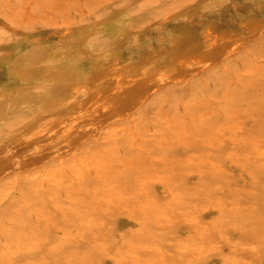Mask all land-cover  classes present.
Returning a JSON list of instances; mask_svg holds the SVG:
<instances>
[{
	"label": "rangeland",
	"instance_id": "rangeland-1",
	"mask_svg": "<svg viewBox=\"0 0 264 264\" xmlns=\"http://www.w3.org/2000/svg\"><path fill=\"white\" fill-rule=\"evenodd\" d=\"M233 1L237 2L233 3ZM232 6L234 7L232 8ZM25 13L27 14L25 15ZM189 21L190 23L188 24ZM247 21L252 22H248L250 24L249 25ZM108 22L116 23V26H118L119 29L121 28L127 30L130 33L128 36L129 38H125V42H123L122 46L119 47V50L124 47V49H122V54L124 56L120 60V64L117 67H120L119 69L124 71V73L127 72L126 69L130 68V66H124L126 63H128V65H133L129 62H131V60L135 61V66L140 68L138 65L140 64L139 62H141V59L142 61L144 60L142 62L144 67L151 68L155 73L161 72L163 67L171 64V61L167 58H169L168 52L173 54L175 51L172 44L173 40H176L177 42H183V38H179L177 35L179 34L180 30L187 27H190L191 30L193 29L195 37L198 40L195 51H203L205 54H207V56L204 59L189 57L183 65L173 70L167 75V77L162 79L159 77H153L152 79H149L143 74L142 68L137 69L135 72L137 78L128 80V87H126V85L124 86L126 79H124L122 76L123 72L116 74L113 67L109 66L111 64L107 63L102 66L104 77L107 79L114 76L117 77L115 79L116 81H114L112 85L101 88L99 86L100 83H97V81L93 82V65L92 59L90 57L86 56L85 54L83 56L82 54H76L73 57L67 59L64 57V55L65 52L70 50V42H68V40H75V38L68 33L69 26L76 27L79 26L78 24L82 26L83 23H87V26L90 29L95 30V39L99 40L101 44L99 48L103 49L107 46L109 39L108 34L105 33L102 27L103 24ZM195 23H199L200 25H196ZM253 23L259 24L254 30L251 28V24ZM244 25H248L247 27L249 28ZM162 26L163 28L165 27V29H163ZM160 27L162 29H160ZM208 28L210 29L209 32L211 31L210 33L208 32ZM224 33H226L225 35H231L230 38H232L229 39V42L228 40H224ZM215 34L217 37L222 35V37H220L219 43H216V40L215 42L212 40L214 38L216 39L217 37L211 38V35L213 37ZM14 35L16 36L13 37ZM234 35H238V37L233 38ZM136 36H138V39H136ZM205 36L208 38L210 37V39L208 40V38ZM4 37L6 39H4ZM10 37V40L12 41L19 39L16 42H13L16 45L17 50L31 53L33 55L42 47H44L45 50L49 52V54L46 55L42 60L45 65L51 64L55 61L50 55L52 54L57 58L58 61L66 62L70 67L66 72L65 69L68 67L67 64H60L62 67L59 69L60 71H58L57 76H59V74L66 75L67 73L66 78L64 75V77L53 79V81L47 79L48 77H46L47 75L45 72V67L43 66L41 73H39L34 80L29 82L15 81L11 79L9 74L8 47H0V141L1 143L10 144L9 142H11V140L12 142L14 141L12 138L13 134H16L18 131H25V129L28 131L24 133H30L32 136L30 137L29 134H24L26 138L28 137L26 139L22 135L23 133H20V135L17 133L18 137L22 138L23 136L24 139L22 138L23 140L21 139V142L18 143L16 142L18 140L20 141V139H16L17 141L14 142V144L12 143L13 146L10 145V152L7 151L9 153H11V151L15 149L18 144L21 146L26 140L28 141L25 143L28 144L29 142V147L32 144V151H30V148H27L28 146L25 147V143L22 145V147L17 146L19 148L18 150L21 148L22 150H26H17L20 152L17 154V156H19V161L25 162L27 160L26 163H28V168L25 167V171L23 169L20 170L14 168V172L19 170L18 172L21 171L26 172L27 174L29 173L30 177H40L42 172L49 168V164L56 163V165L52 166L55 167L58 165V168H63L66 165L63 164V162L67 163L66 159H68V157L72 156L73 153H75L74 155H79L80 151L83 149H90L91 151H94L99 148H111V146L116 144H118V146L121 145L119 146L120 148L117 150V152L115 151L117 154V160H119L120 164L116 163L117 165L115 164V167H113V170H118L119 172L115 174V176L111 175L113 177H110L108 181L112 183L107 182V184L110 183L112 186H117L118 191L120 189L118 193L125 198H128L131 205L137 201H144V198L138 195L137 191H139L141 185L145 182L146 184H150L153 190V195L154 197L156 196L155 198L158 201L161 200V202H164L166 200V197L169 195V191L167 189L168 187L167 185L161 186L156 184L157 179L155 176L157 174L165 176L167 178L166 181H171L172 183L174 180L177 182L185 180L189 188L185 186L179 187V185L173 189L176 195L183 194L187 196V194L190 195L189 193H191L196 196L195 201L204 202L207 199L206 194H211L213 198L219 196L217 199L219 198L221 200L223 206V208L222 206L219 207L220 210H212L210 214H201L198 217L199 223L202 226L205 225V227L209 228L207 229V235H201L202 238H200V233H196L197 231H195V229L197 230L198 227L195 228L190 226L186 216L178 215V219L176 220L177 225L175 226V229H178V231L180 230L179 232L177 230L175 231L177 236L187 237L192 235L194 240L198 241L205 251L211 252L207 254L209 259L203 260L202 264H219L222 263L221 259L228 257L230 259H238L239 264H243V262L241 263L240 261L242 258H244L243 260L250 261L253 264H264V155H261L259 152L261 148L264 150V0H0V43L9 40ZM31 40L32 42H30ZM223 40L226 44H222ZM127 43L129 45L128 47L126 46L128 50L125 49V45ZM35 46L37 49H35ZM149 46L151 48H149ZM60 48L62 50H66L62 52ZM103 50H106V48ZM98 55L99 53H97V57ZM71 66H75V70ZM77 69L79 72H76ZM251 72H253V75ZM88 74L89 76L91 75L93 79L90 80V77L87 76ZM88 77L89 79H87ZM88 80L92 82H89ZM249 80H251V82ZM46 82L48 83L45 84ZM116 82L118 85H116ZM35 87L37 89H35ZM101 89H107L106 92L109 93V103H106L103 94L99 93L101 92ZM89 96L94 99L93 103L95 105H93L96 108L95 110L93 109L94 113L92 112L90 115L87 114L89 111L86 109L88 108H82V99L84 97L88 99ZM125 96L130 97L126 98ZM80 99L81 102H79ZM79 103L82 105H78ZM108 105H113L112 110L114 113L111 115L105 114L102 110H100L103 108V106ZM175 105H178L179 108L181 107L178 110V113L177 108L174 107ZM184 106H192V109L194 110L192 113L193 120L190 119L191 121H187L182 117L184 116ZM98 109L99 111L97 113L96 110ZM161 109H163L165 113L168 112L169 114H179L181 119L169 123L165 115L161 113ZM81 110L82 112L86 113H84V118L91 116L89 118L92 121L96 117L94 120L96 123L98 122V124L93 122L90 128V133L88 132L87 135L86 133H82L83 128L86 127L87 129L85 120L83 121L85 127H82V121L80 118H78V116H80L78 114H83ZM70 111V114L72 115L76 113L75 117L77 118L73 117L74 120L77 119V121H75V124L77 125H74L75 128H72L74 120L72 119V115L69 114ZM240 113H242L244 116ZM61 114H63L65 117L68 115V118H70L68 119L67 117L65 118L63 116L61 119L63 121L61 122L59 117ZM201 114H203V116ZM41 116L48 118V121L46 122V118H42ZM19 117L23 118H21L22 121H19ZM39 118L41 119V122L39 121L37 125L36 122H38L37 120H40ZM53 119H55V124ZM64 120L68 122L65 123ZM16 121L18 122L16 123ZM42 121L44 122L43 126H41L43 123ZM63 122L65 124L69 123L68 125H72L70 126V130L69 126L66 125V127ZM7 123H10L8 124L9 126H13L11 128L12 130H10L11 126H7ZM15 123L17 125H15ZM25 123L28 125V127L27 125L25 126L26 128L24 127ZM49 123L51 126H53L51 127ZM62 123L64 126H62ZM131 124L137 126V129H134V127L131 128L130 126H134ZM168 124L170 125L169 127ZM180 124H183L184 128L189 130L186 131L187 133L189 132V135L182 132L184 130L183 126H180ZM193 125L196 127L194 128ZM237 125H240L241 127H237ZM31 126L35 128L32 129ZM55 126L60 128L57 127V130ZM61 127H63V129L65 127L66 129L68 128L67 131L64 129L66 133H69V131L74 129L75 132L72 131V133H69V137H65L68 139L66 140L62 138L65 136L63 135L65 134L63 133L65 131L63 130V132H59V129L62 130ZM53 128H55L58 132H56ZM157 128H159L161 131H159ZM208 128H212V133H210ZM3 129L5 131H3ZM173 129H177V131ZM51 130L53 133V136H51L54 140H59L61 138L60 141L56 140V144L54 143L55 141H53V139L47 141L51 134ZM135 130H137L136 132L138 134L135 132ZM54 132H56L57 136H55ZM91 132L95 134L93 135ZM35 133L37 134L35 135ZM58 133L62 135L60 136ZM39 134L41 135L38 138H41V141H44V143H40V140L38 139L40 146L43 149L39 148L38 140L35 139ZM84 134L87 137L84 136ZM88 134H91L92 136L89 137ZM115 134L117 136V142L115 141V137H113ZM123 134L124 136L127 134V136H125L126 138L123 137ZM129 134L135 135L130 136ZM231 134H234V138H238L235 139L234 144H231L232 142L229 139V137L233 136ZM6 135H9V137ZM142 135H144V138ZM51 136L49 139H51ZM147 136L150 137L148 138ZM78 137H82L81 139H83L80 143L79 141L81 139L79 140ZM3 138H7L8 140H4ZM30 138L32 140H30ZM213 138L215 139L213 140ZM108 139H110V142ZM140 139H142V142H140ZM61 140L71 146V148ZM76 140H78V142ZM86 140L87 142L89 140L88 144H86ZM46 141L48 143H46ZM50 141L54 144L49 143ZM214 141L218 143V147H215L216 143H214ZM82 142L83 145L81 144ZM42 143L44 145H42ZM63 143L64 145H61ZM196 143L197 146L195 145ZM8 144H2L0 147L3 148L4 146V149H6ZM211 144L213 146H211ZM235 144L236 147H234ZM59 145L60 151H58ZM35 146L38 148H35ZM85 146L86 148H84ZM198 146H200V148ZM130 147L134 148V152H132L133 150ZM232 147H234L236 151ZM51 148L52 151L55 148H57V150L55 149L52 153V151H50ZM62 148H64V150ZM65 148L69 150L66 151ZM33 151L34 153H31ZM13 152L14 151H12V154ZM16 152L14 157H16ZM56 153L58 156L53 155ZM211 153L214 154L211 157H208L211 155ZM147 155L149 158L145 157ZM193 156H200L201 158L204 157L206 161L209 160L214 162L216 165H219V167L214 168L211 167V165H206L204 168V173H206L205 177H191L188 174L190 172L197 171V169L191 168V161H188L187 159L190 160V158ZM17 159L18 157L13 159L15 160L14 163L17 162ZM125 161H131V167H125ZM146 163L149 165L147 166ZM52 166H50V168ZM27 169H30L29 172ZM151 169L152 171H150ZM32 171L35 173L33 174ZM40 171L42 172L40 173ZM145 175L148 176L145 177ZM150 176H152V181L149 182ZM87 177V180H82L84 183L80 180V186L83 184L85 185L83 186L86 189L85 196L87 194L86 197L88 200L90 199L93 201L95 196L94 194V197L92 196L93 189L91 190V188L99 184L98 175L92 171ZM143 178L145 179L143 180ZM90 179L95 180L91 181ZM124 181L127 182L125 183ZM203 182L209 183L203 185ZM67 183L70 184L71 181L68 179ZM252 184L255 187H253ZM204 186H207L208 188H205ZM216 186H221L223 190L220 189L218 191H214ZM203 188H205V190L207 189L208 191L205 192ZM195 191L196 194H194ZM62 193H60L62 197L61 199L63 200L61 201L65 203L68 201L66 198L67 194L64 192L63 196ZM31 195L33 194L29 193V196ZM131 196L133 199H131ZM115 199L116 197L112 199L113 206L115 205V214L112 217L108 214V211L106 210L107 207L103 202L98 206L92 204L89 200L86 202L87 204L85 203L83 207L80 206L78 209L81 213L86 214L88 212L87 214H89V216H93L97 220L108 223L109 230L107 235L109 236L111 243L115 246H118L116 242V231H119V233H123L124 235H131L136 231L135 228L137 225H129V227H123L120 228V230H117V228H119L121 225V219L118 217L123 216L122 208L125 207V204L123 205V201H119L117 199V202ZM6 206H8V209ZM100 206H103L102 208L105 211L102 210ZM121 206L123 207L121 208ZM15 209L16 208L14 204H7L3 206V208H0V212L2 211L5 213L4 215H7L6 213L10 215L14 214ZM4 210H6V212ZM96 210H98L99 214ZM3 213L1 214L3 215ZM58 215L59 214L53 210L52 217L56 218ZM31 220V222L36 223L35 218ZM73 221V224L68 229L79 231L78 222L76 220ZM207 224H211V227H209L210 225ZM216 225H221V228H214ZM66 226L68 225L64 224V227ZM112 228L113 230H111ZM252 228H254L256 235L253 232L251 233ZM114 232H116V234ZM50 236L52 244H60L65 241L60 239L61 237L58 236L56 232ZM201 239L202 241H200ZM87 240L92 245V236L88 235ZM234 240L235 243L233 244ZM229 241L233 245L230 244ZM1 245L3 246L4 242L1 243ZM83 246L84 245H81V247ZM215 246L217 249H214ZM218 246L220 248H218ZM250 247L253 248V250L249 249ZM68 248L69 247H66L65 250H68ZM218 249H220L219 252L217 251ZM44 252H46V250H44ZM42 254L43 252H39L36 254V257L39 258Z\"/></svg>",
	"mask_w": 264,
	"mask_h": 264
},
{
	"label": "bare ground",
	"instance_id": "bare-ground-1",
	"mask_svg": "<svg viewBox=\"0 0 264 264\" xmlns=\"http://www.w3.org/2000/svg\"><path fill=\"white\" fill-rule=\"evenodd\" d=\"M229 1H231V0H229ZM245 1H247V0H245ZM234 2H237V1H233V3ZM226 3H227V1H226ZM251 6H253V5H251ZM233 7L234 6H232V8ZM240 7H242V6H240ZM227 11H229V10H227ZM221 12H223V11H221ZM245 13H246V11H245ZM245 13H243V14H245ZM26 14L27 13H25V15ZM248 22L249 21H247V23ZM251 22H249V23H251ZM189 23H190V21L188 22V24ZM78 25L79 26H76V27L75 26H69L68 33L70 35H72L75 38V40L74 41L73 40H68V42H70V50L65 52L64 57H66L68 59V58L73 57L76 54H82V56L85 54L86 56L90 57L92 59V65H93L92 69H93V78L94 79L91 77V75L89 76V74L87 76L90 77V80L93 79L94 80L93 82L97 81V83H100L99 86L101 88L102 87H106L108 85H112L113 82L116 81L115 79L117 77V76H114V77H111V78H108V79L104 77L102 66L107 64V63L111 64L109 66L113 67V69L115 70L116 74H120V72H123L122 76H123L124 79H126V82H125L124 86L126 85V87H128L129 86V82H127V81L130 80V79L133 80V79L137 78V76L135 74L137 69L142 68L143 69V71H142L143 74L145 75V77H148L149 79H152L153 77H159V78L162 79V78L167 77V75L169 73H171L173 70H175V69L179 68L181 65H183L185 63V61H187V59L189 57H191V58L195 57V58H198V59H204L207 56V54H205V52H203V51H200V52L195 51L196 47H197L198 40L195 37L193 29L191 30L190 27L189 28L187 27V28H184V29L180 30L179 34L177 35V37L183 38V42H177L176 40H173L172 44H173V48H174L175 51H174L173 54L168 52L169 58H167L168 60L171 61V64L166 65V67H163L161 72L155 73L151 68L144 67V64H142V62L144 60L142 61V59H141V62H139L140 63L139 65L136 63L138 66H140V68L135 66V64H134L135 61L131 60V62H129V63H132L133 65H130V64L128 65V63H126L124 66H126V67L130 66V68L126 69L127 72L124 73V71H121L119 69L120 67H117L120 64V60L124 56L122 54V51H123L122 49H124V47L122 49L120 48L121 50H119V47L122 46L123 42H125L124 39L127 38L130 35V33L127 30H124V29H121V28L119 29L118 26H116V23L108 22V23L103 24L102 29L105 31V33L108 34V39H109V41L107 43V46L105 47L106 50H103L105 48H103V49L99 48V46H101V44H100L99 40L95 39V32H94L95 30L94 29H90L87 26L88 25L87 23H85V24L83 23L82 26H80V24H78ZM196 25H200V24L198 23ZM257 25H259V24H256V23L251 24L252 30H254L257 27ZM163 26H162V28H163ZM244 26H246V25H244ZM162 28L160 27V29H162ZM247 28H249V27H247ZM163 29H165V27ZM209 30L210 29L208 28V32H209ZM248 31H249V29H248ZM231 33H232V31H231ZM225 34L226 33H224V35ZM16 35H14L13 37H15ZM50 36H51V34H50ZM230 36L229 35H225L223 38H224L225 41L228 40V42H229L230 41L229 39L232 38V37L230 38ZM205 37L208 38L207 36H205ZM214 37H217L216 34L213 37L211 35V38H214ZM218 37L216 39L214 38L212 40H214V42L216 40V43H219L220 37H222V35L218 36ZM234 37H238V35L237 36L234 35L233 38ZM18 38H19V36H18ZM38 38H39V36H38ZM149 38H151V37H149ZM161 38H162V36H161ZM4 39H6V38L4 37ZM10 39H11V37L9 38V40ZM136 39H138V36H136ZM209 39H210V37L208 38V40ZM9 40H6L5 42L0 43V47H8V51H9V53H8L9 74H10L11 79H13L15 81H22V82L32 81V80L35 79V77L39 73H41V69H42L43 66L45 67V72H46V75H47L46 77H48L47 79H50V80L53 81V79L64 77L65 74L64 75H62V74L60 75L59 74V76H57V74H58V71H60L59 69L62 67L60 64H65L66 65L67 63L64 62V61H58L57 58L54 55L50 54L55 61L52 62L51 64L45 65V63L42 60L45 58L46 55L49 54V52H47L44 47H42L38 52H36V53L34 52L35 54L33 55L31 53H27V52H23V51L17 50L16 45L13 42H16L19 39H16V41H12V40L9 41ZM168 40H170V39H168ZM224 40H223V43L221 42L222 44H226V43H224L225 42ZM204 41H205V38H204ZM30 42H32V40ZM129 43H130V41H129ZM142 45H144V44H142ZM126 46L127 47L129 46L128 43L125 45V49L128 50V48ZM139 47H141V46H139ZM149 48H151V47L149 46ZM35 49H37L36 46H35ZM135 49H137V48H135ZM65 50H62V52H64ZM150 50H152V49H150ZM52 51H54V50H52ZM97 53H99L98 57H97ZM6 55H4V56H6ZM61 55H63V54H61ZM139 56H140V54H139ZM167 59H165V60H167ZM67 66H68V64H67ZM71 67H73V66H71ZM126 67H124V68H126ZM69 68L70 67L68 66L65 69L66 72H67V70H69ZM73 69L75 70V66L73 67ZM76 72H79L78 69L76 70ZM252 73L253 72H251V74ZM66 76H67V73L65 75V78H66ZM263 76H264V74H263ZM89 77L87 79H89ZM254 78H256V77H254ZM256 79H258V78H256ZM90 80H88V81L92 82ZM249 81L251 82V80H249ZM48 82H49V80H48ZM48 82H46L45 84H47ZM50 83H53V82H50ZM116 85H118L117 82H116ZM46 87H48V86H46ZM35 89H37V88L35 87ZM45 89H47V88H45ZM41 90H42V88H41ZM106 91H107V89H101V92H99V93L100 94L102 93L106 103H109V93L106 92ZM125 97L129 98L130 96H125ZM82 100H83L82 101L83 102L82 108H88V109H86V110L89 111V112L87 111L88 112L87 114L90 115L93 112V109L94 110L96 109L95 106H94L95 104L93 103L94 99H92V97L89 96L88 99L84 97ZM79 102H81V99L79 100ZM78 105L81 106L82 104L79 103ZM78 107H77V109H78ZM112 107H113V105L103 106V108L100 107L101 108L100 110H102L105 114H108V115L110 114L111 115L112 113H114L113 110H112ZM174 107L177 108V113H178V110L181 107L179 108L178 105H175ZM183 110H184V116H182V117L185 118L187 121H191L190 119L193 118L192 113L194 112V110L192 109V106H184ZM71 111L69 112V114L71 113ZM96 111L98 113L99 109L96 110ZM160 111H161L162 114L165 115V117L169 121V123H172L173 121H177V120L181 119V116L179 114H176V113L169 114L168 112L165 113L163 109H161ZM81 112H82V110H81ZM82 113L83 114H81V113L78 114V115H80V116H78V118H80L81 121H82V123H81L82 127H85L84 124H83V121L85 120V122H86L85 125L87 126V129H86V127L83 128V129H82L81 126L80 127L83 130L82 133H86V135H87L88 132L90 133V128H91V125L93 124V122L96 123V121L94 120L96 117L91 121V119L89 118L91 116H88V117L84 118V115L86 113L85 112H82ZM18 114H19V112H18ZM75 114H73V115L70 114V115H72V119L73 120H74L73 117H75ZM240 114H242V113H240ZM61 115H59L60 120L64 116L63 114H61ZM201 115L203 116V114H201ZM20 116H22V115H20ZM205 116H207V115H205ZM66 117L68 118V115ZM19 118H20L19 121H22L21 120L22 117H19ZM42 118H46V117L44 116ZM65 118H63V119H65ZM75 118H77V117H75ZM240 118H241V116H240ZM72 119H70V120H72ZM16 120H18V119H16ZM54 120L55 119H53V122H54ZM210 120H211V118H210ZM237 120H238V118H237ZM37 121L38 122H36V123L38 125L39 121L41 122V119L37 120ZM47 121H48V118H46V122ZM62 121L63 120H61V122ZM75 121H77V119L74 120L73 126L72 125H68L69 123L65 124L66 122H68V121H65V120H64L65 123L64 122L63 123L65 124V126L68 125L69 126V130H70V128H71L70 126H72V128H75L74 125H77V124H75L76 123ZM215 121H216V119H215ZM0 122H1V120H0ZM4 122H5V120H4ZM17 122L18 121H16V123ZM50 122H51V120H50ZM16 123H15V125H17ZM8 124H10V123H7V126H9ZM19 124H21V123H19ZM54 124H55V122H54ZM62 124H59V125H62ZM64 124L62 126H64ZM96 124H98V122ZM128 124H130V123H128ZM183 124H185V123H183ZM183 124H180V126H183ZM213 124H214V121H213ZM26 125H27V123H25L24 127ZM43 125H44V122L42 123L41 126H43ZM49 125L51 126L50 123H49ZM56 125H58V124H56ZM131 125H134V124H131ZM196 125H198V124H196ZM169 126L170 125L168 124V127ZM239 126L240 125H237V127H239ZM12 127L13 126L10 127V130H12L11 129ZM27 127H28V125H27ZM51 127H50V129H51ZM57 127L55 126V128H57ZM66 127L64 129L67 131L68 128L66 129ZM130 127L131 128L134 127V129H137L136 128L137 126H135V125L134 126H130ZM193 127L195 128L196 126L193 125ZM34 128L32 127V129H34ZM44 128H46V127H44ZM55 128H53V129L56 131ZM58 128H60V127H58ZM58 128H57V130H58ZM61 128H62V130L59 129V132L60 131L63 132L64 129H63V127H61ZM76 128H77V126H76ZM46 129H45V131H46ZM84 129H86V130H84ZM126 129H128V128H126ZM157 129H159V128H157ZM165 129H167V128H165ZM211 129H209L210 133H212ZM74 130H72V131H74ZM93 130H94V128H93ZM162 130H164V129H162ZM173 130L177 131V129H173ZM183 130L184 131H182V132L184 134H188L189 133V132L188 133L186 132V131H189V130L185 129L184 126H183ZM0 131H1V129H0ZM3 131H5V130L3 129ZM14 131H15V129H14ZM27 131L28 130L25 129V131H22V132L18 131L17 133L19 135H20V133L21 134L23 133L22 135L24 136V134ZM66 131L63 132V133H65V134H63L65 136L62 137L64 139L69 137V133H72V131H69V133L68 132L66 133ZM136 131L137 130H135V132ZM159 131H161V130L159 129ZM168 131H170V130H168ZM195 131H196V129H195ZM46 132H45V134H46ZM50 132H51L50 136L51 135L53 136L52 130ZM56 132H58V131H56ZM56 132H54L55 136H57ZM17 133L13 134L12 138L14 139V141L12 142V140H11V142H9L10 144L1 143V141H0V143H1L0 146L2 144H4V145L8 144V147L6 148L7 150L4 149V146H3V148L0 147V208H3V206H5L7 204H9V205L10 204H14V206L16 208L14 214L8 215V213H6L7 215H4L5 213H3L2 211L0 212V214L3 213V215L2 214L0 215V261H1L0 264H202L203 260L209 259L207 254L211 253V252L205 251V249L198 243V241L194 240V237L192 235L191 236H187V237L186 236H183V237L177 236V233L175 231L176 230L178 231V229H175V226L177 225L176 220L178 219V215H184V216H186V219H187L188 224L190 226H193L195 228L198 227L197 230L195 229V231H197L196 233H198V232L200 233V238H202V236L207 235V229H209V228L205 227V225L202 226L199 223V221H198V217L201 214H204V215L210 214V212L212 210H220L219 207L222 206V202H221V200L219 198L217 199V197H219V196H217L216 198H213V196L211 194H206V196H207L206 201L199 202V201H195V197L196 196L191 194V193H189L190 195L187 194V196H185L183 194H177L176 195V193L174 192L173 189L178 187L179 185H180L179 187L185 186V187L189 188L187 186V184H186V181L185 180H181L180 182H177L176 180H174L173 183H172L171 181H166L167 178L165 176H162L161 174H157L155 176V178L157 179V180L155 179L157 181L156 184L161 185V186L162 185H164V186L167 185V187H168V188L165 187L169 191V195L166 197V200L164 202H161V200L158 201L155 198L156 196L154 197V195H153V190H152L150 184H146V182H145V183H143L141 185V188L139 189V191H137V194L142 196V198H144V201H137V202H134L133 205H131V203H129V199L128 198H125L124 196H122V195H120L118 193L120 191V189L118 191L117 186L116 187L112 186V184H110L112 182L108 181L110 179V177L115 176V174H117L119 172L118 170H116V171L113 170V167H115L116 163L120 164L119 160H117V154H116L117 150L120 148L119 146H121V145L118 146V144H116L114 146H111V148L109 147V148H105V149H101V148L98 147L99 149H96L94 151H91L90 149H83L84 151L81 150L79 155L78 154L74 155L75 153H73L72 156L68 157V159H66L67 163L63 162V164H66L65 166L63 165L64 167L62 166L63 168H60V167L58 168L57 167L58 165L54 167L52 165H56V163H53V164L51 163V164H49L50 166H52L51 168L48 165L49 166V168L47 167L48 169L45 168L46 169L45 171H43V172L40 171V173L42 172V175L40 177L39 176H35V178L34 177H30L29 173L27 174L26 172H21V171L18 172L19 170L16 171V172L13 171L14 168H17V169H20V170L23 169L24 171L26 170L25 167L28 168V165H27L28 163H26L27 160L25 162L19 161V156H17V154L20 153L18 151L22 150V148L20 150H18L19 148L17 146H19V144L17 146L15 145L17 147V149H16V147H15V149H16V151L18 150L17 151L18 153L15 151V149H13V150L11 149L12 151H14L13 154H12V151H11V153H9L10 152L9 151L10 145H12V143L14 144V142L17 141L16 139H20V141L18 140L16 143L21 142V139L23 138V136H22V138L18 137ZM245 133H246V131H245ZM27 134H29L30 137H32L30 133H27ZM27 134H25V135H27ZM36 134L37 133H35V135ZM81 134H78V135H81ZM92 134L94 135L95 133H92ZM121 134H122V132H121ZM0 135H1V133H0ZM9 135H6V136L9 137ZM40 135L41 134H39L37 136V138H35V139L38 140L39 139L38 137H40ZM58 135L61 136L62 134L58 133ZM86 135L84 134V136H86ZM129 135L130 136L131 135L134 136L135 134H129ZM172 135H170V136H172ZM195 135H196V133H195ZM231 135H233V136L229 137V139L232 142L231 144H234L235 143V139H238V138H234V134H231ZM52 136H51V139H49V137H48L47 141L52 140L53 139ZM88 136L91 137L92 135L88 134ZM125 136H127V134ZM125 136L123 134V137H125ZM142 136L144 138V135H142ZM163 136H161V137H163ZM245 136H246V134H245ZM113 137H115V141L117 142L116 134ZM167 137H169V136H167ZM24 138H26V137L24 136ZM33 138H34V136H33ZM58 138H60V137H58ZM81 138L78 137L79 140ZM210 138H211V136H210ZM3 139L4 140H8L7 138L6 139L3 138ZM60 139L59 140L58 139H55V140L53 139V141H55L54 143L56 144V142H57L56 140L60 141ZM85 139H87V138H85ZM85 139H84V141H85ZM214 139L215 138H213V140ZM248 139H250V138H248ZM30 140H32V139L30 138ZM37 140H36V142H37ZM39 140H40V143L41 142L44 143V141H41V138ZM39 140H38V145H39V148H41ZM63 140H61V141H63ZM66 140H68V139H66ZM82 140L83 139H81L79 141V143ZM91 140H93V139H91ZM97 140H95V141H97ZM26 141H28V140H26ZM26 141H24V143ZM47 141H46V143H48ZM76 141L78 142V140H76ZM108 141L110 142V139H108ZM190 141H189V143H190ZM88 142H89V140H88ZM88 142L86 140V144H88ZM105 142L107 143L106 140H105ZM126 142H127V139H126ZM134 142H135V140H134ZM140 142H142V139H140ZM226 142H227V140H226ZM32 143H34V142H32ZM43 143H42V145H44ZM49 143H51V141ZM54 143H51V144H54ZM64 143L61 144V145H64ZM147 143H149V142H147ZM214 143H216V141H214ZM25 144H26L25 147L28 146L27 148L31 149L32 144H31L30 147H29V145H30L29 142H28V144L27 143H25ZM57 144H59V143H57ZM65 144H67V143H65ZM69 144H71V143H69ZM81 144L83 145V142ZM98 144H100V143H98ZM149 144H152V143H149ZM212 144H213V142H212ZM212 144H211V146H213ZM217 144L218 143H216L215 147L216 146L218 147ZM22 145L19 146V147H22ZM195 145L197 146V143ZM54 146H56V145H54ZM131 146H132V144H131ZM228 146L231 147L230 145H228ZM45 147H46V145H45ZM69 147L71 148V146H69ZM132 147H130V148H132ZM198 147L200 148V146H198ZM224 147H226V146H224ZM234 147H236V144L234 145ZM234 147H232V148L234 149ZM238 147H240V146H238ZM35 148H38V147L35 146ZM52 148H51L50 151H52ZM84 148H86V146ZM130 148H128V149H130ZM162 148H163V146H162ZM41 149H43V148H41ZM55 149L57 150V148H55ZM62 149L64 150V148H62ZM133 149L134 148H132V150ZM23 150H25V149H23ZM54 150L52 151V153L54 152ZM67 150H69V149H66V151ZM76 150H77V148H76ZM253 150H252V152H253ZM7 151H9V152H7ZM27 151H29V150H27ZM30 151H32V149ZM58 151H60V145H59ZM142 151H144V150H142ZM201 151H202V149H201ZM15 152H16V157H18L16 163L20 162L19 164L14 163L15 160H13V159L14 158L16 159V157H14L15 156ZM132 152H134V150ZM167 152H169V151H167ZM259 152H260L261 155H264V150H262V148L259 150ZM31 153H34V151L31 152ZM35 153H37V152H35ZM57 153L53 154V155L58 156ZM62 154H64V153H62ZM213 154L211 153V155H209L208 157H211ZM56 156H54V157H56ZM54 157H53V159H54ZM61 157H62V155H61ZM63 157H64V155H63ZM145 157H148V155L145 156ZM154 157H156V156H154ZM133 159H135V158H133ZM179 159H180V157H179ZM216 159H218V158H216ZM187 160L191 161L190 162L191 168H196L197 169V171L190 172L188 174L191 177H203V176L205 177L206 173H204V168L206 167V165H211V167H214V168L219 167V165H216L214 162H211L209 160L206 161L204 157L201 158L200 156H193V157L190 158V160L189 159H187ZM260 160H262V159H260ZM152 161H154V160H152ZM60 162H61V160H60ZM261 162H263V161H261ZM130 163H131V161H127L126 164H124V165H126L125 167H131ZM148 163H149V161H148ZM185 163H187V162H185ZM154 164H155V162H154ZM142 165H144V164H142ZM148 165L149 164H147V166ZM159 165H160V163H159ZM243 165H245V164H243ZM221 166H222V164H221ZM21 167H23V168H21ZM138 167H140V166H138ZM29 170H28V172H29ZM92 171H94L98 175L99 184L96 182L98 185L96 184L97 186H94L93 188H91V190L93 189L92 190L93 191L92 196H93V194L95 196V197L93 196L94 197L93 201H91L89 199L91 201V203L94 204V205H98V206L101 205L102 202L105 203V205L107 207L106 210L108 211V214L111 215V217H112L115 214L114 213L115 205L113 206L112 199H114L116 197L115 200L117 202L119 200V201H123V205L125 204L124 208H122L123 206H121V208L123 209V211H122L123 216L122 217L121 216L118 217V218L121 219V225L119 226V228H117V230H120V228H123V227H129V225H137V227L135 228L136 231L133 234H131V235L130 234L124 235L123 233H119V231H116L117 234H116V232H114L116 234V238H117L116 242H117L118 246H115L114 244H112L110 239H109V236L107 235L108 234V230H109L108 223L100 221V220H97L93 216H89V214H87L88 213L87 211H86L87 215L84 214V213H81L80 210L78 209V207H80V206L83 207V205L87 201H89L88 198L86 197L87 194L85 196L86 189L83 187L85 185L81 184L82 186H80V183H81L80 180L81 181L82 180L84 181L85 179L87 180V178H88L87 176ZM147 171H146V173H147ZM150 171H152V169ZM228 172H230V171H228ZM32 173H33V171H32ZM219 173H220V171H219ZM30 174H31V172H30ZM216 174H218V173H216ZM111 175H113V176H111ZM224 175H226V174H224ZM146 176H148V175H145V177ZM89 178H90V176H89ZM243 178H244V176H243ZM68 179L71 181L70 184L67 183ZM144 179L145 178H143V180ZM92 180L94 181L95 179H92ZM150 181H152V176L149 177V182ZM107 182H110V183L107 184ZM94 183H93V185H94ZM207 183H209V182H207ZM207 183L203 182V185H206ZM91 184H92V182H91ZM252 186H253V184H252ZM253 187H255V186H253ZM134 188H135V186H134ZM205 188H203V190H205ZM220 189H222L221 186H216L214 191H218ZM206 191H208V190L206 189L205 192ZM62 192L63 193L66 192V194H67L66 198L68 199V201L65 200L66 201L65 203L62 202L63 200L61 199L62 197H61L60 193H62ZM201 192H204V191H201ZM29 193L33 194V195L29 196ZM63 193H62V195L64 196ZM194 194H196V191H195ZM217 194H219V193H217ZM89 198H91V197H89ZM131 199H133L132 196H131ZM91 206H93V205H91ZM103 206H104V204H103ZM103 206H100V207L102 208ZM100 207H99V209H100ZM6 208L8 209V206H6ZM222 208H223V206H222ZM53 210H54V212H57L59 214L56 218L52 217L53 216ZM102 210H104V209L102 208ZM4 211L6 212V210H4ZM9 211H11V210H9ZM96 211L98 212V210H96ZM98 214H99V212H98ZM116 214H117V212H116ZM180 217H182V216H180ZM33 218L36 219V223L31 222L32 221L31 219H33ZM99 219H101V218H99ZM182 219H184V218H182ZM73 220H76L78 222L79 231L78 230L73 231L72 229L71 230L68 229L73 224L72 223V222H74ZM182 221H184V220H182ZM64 224H67L68 226L64 227ZM207 225H210L209 227H211V224H207ZM254 226H255V224H254ZM214 228L220 229L221 225H216V226H214ZM111 230H113V228ZM54 232H56L58 234V236L61 237L60 239L65 240V241H63L60 244H58V243L57 244H52L50 235L53 234ZM252 232L256 235L254 228H252L251 233ZM192 234H193V232H192ZM88 235L92 236V238H93L92 245L87 240ZM1 238H3L4 240L1 239ZM109 241H110V243H109ZM200 241H202V239ZM225 241H227V240H225ZM230 241H229V243L232 244ZM3 242H4V245L2 246L1 243H3ZM58 242H60V241H58ZM53 243H55V242H53ZM234 243H235V240H234L233 244ZM81 245H84L83 246L84 248L81 247ZM238 245H240V244H238ZM66 247H69L68 250H65ZM218 248H220V247L218 246ZM214 249H217V247L215 246ZM249 249L253 250V248H251V247ZM44 250H46V252H44ZM217 251L219 252L220 249H218ZM39 252L40 253L43 252V254L39 258H37L36 254L39 253ZM243 259L244 258H242L240 260L241 263L243 262V264H253L250 261L243 260ZM221 260H222V263H219V264H239V260L236 259V258H231L230 259L228 257V258H223Z\"/></svg>",
	"mask_w": 264,
	"mask_h": 264
}]
</instances>
